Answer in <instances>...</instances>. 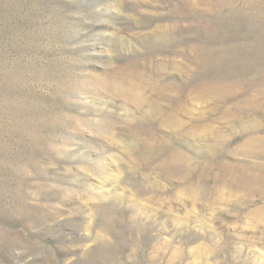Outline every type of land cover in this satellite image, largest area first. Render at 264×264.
<instances>
[{"label":"rangeland","instance_id":"obj_1","mask_svg":"<svg viewBox=\"0 0 264 264\" xmlns=\"http://www.w3.org/2000/svg\"><path fill=\"white\" fill-rule=\"evenodd\" d=\"M0 264H264V0H0Z\"/></svg>","mask_w":264,"mask_h":264},{"label":"bare ground","instance_id":"obj_2","mask_svg":"<svg viewBox=\"0 0 264 264\" xmlns=\"http://www.w3.org/2000/svg\"><path fill=\"white\" fill-rule=\"evenodd\" d=\"M173 117V116H172ZM172 119V118H171ZM170 120H166V122H169Z\"/></svg>","mask_w":264,"mask_h":264}]
</instances>
